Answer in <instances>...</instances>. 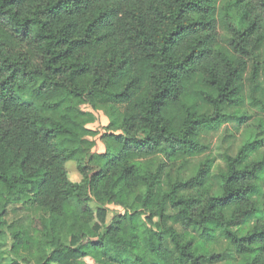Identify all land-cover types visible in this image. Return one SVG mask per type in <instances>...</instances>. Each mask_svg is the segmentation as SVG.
Returning <instances> with one entry per match:
<instances>
[{"label": "trees", "instance_id": "1", "mask_svg": "<svg viewBox=\"0 0 264 264\" xmlns=\"http://www.w3.org/2000/svg\"><path fill=\"white\" fill-rule=\"evenodd\" d=\"M249 64L264 111V0H0V241L12 240L0 264H216L219 237L242 264H264L257 144L216 174L206 159L188 178L163 175L205 153L202 129L242 118ZM70 100L113 116L120 133L103 151ZM153 156L165 162L140 161Z\"/></svg>", "mask_w": 264, "mask_h": 264}, {"label": "rangeland", "instance_id": "2", "mask_svg": "<svg viewBox=\"0 0 264 264\" xmlns=\"http://www.w3.org/2000/svg\"><path fill=\"white\" fill-rule=\"evenodd\" d=\"M226 38L227 35L225 31L219 28L216 36L217 45L224 50L228 49ZM250 71L251 65L249 64L246 66L239 82L242 86L241 96L243 101L241 105L242 108L238 111V114H240L242 118L238 121L235 119H227L217 127L202 129L200 131V141L206 147L205 153L200 157L189 161L187 165H184L180 161H176L175 163H165L163 175L169 174L172 179L188 178L195 173L197 166L204 163L206 159H213L212 172L216 174L219 170L224 168V162L222 159L224 155L235 156L241 147H243L246 143L251 142L257 144L259 149L249 156L248 161L264 159V111L261 107L256 106L255 100L259 101L262 100V98L260 93L254 87L255 85L258 87L261 81L255 80L253 83L250 78ZM70 101L72 107L76 110L90 115L82 119V123L84 124V128L94 133L93 138L91 139L95 143V146L91 150V153L93 154L103 151L102 136L109 133H120V130L110 127L114 120L113 116L107 110H93L86 104L81 105L73 100ZM228 113L230 114L231 110H228ZM112 126H116V124ZM140 161H151L154 165L165 162L162 156L143 157ZM65 172L68 180L72 183H80L82 181V175L79 173L78 164L76 162H67L65 165ZM106 207L109 210V216L122 211L119 206L114 204H109ZM175 212V210L167 205V216H172ZM32 218L35 217H33L32 214H29L28 218L26 217L24 220V226L29 225ZM250 222L252 224L254 223L253 220ZM164 225L166 228L172 227L177 233L181 232L180 226L172 224L169 219L165 220ZM5 232L6 234L0 241V244L3 245L2 250L8 251L12 244V240L10 232L7 230ZM192 232L195 233L196 231ZM68 239L69 236H67L66 241H68ZM164 245L165 247L172 249L168 235H166ZM216 248L218 249V252H221L224 255L222 260L216 264H226L228 262V264H242L235 252V249L224 238L219 237ZM0 256L2 257L1 254ZM8 258V255H4L1 262H7ZM35 263V259H30L29 257H25V259L21 261V264ZM83 264L96 263L90 259H86L83 261Z\"/></svg>", "mask_w": 264, "mask_h": 264}]
</instances>
